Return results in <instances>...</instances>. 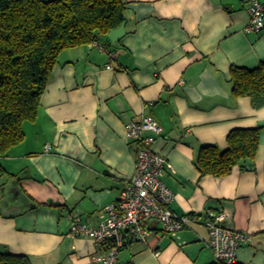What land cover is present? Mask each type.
<instances>
[{
  "label": "crops",
  "instance_id": "crops-1",
  "mask_svg": "<svg viewBox=\"0 0 264 264\" xmlns=\"http://www.w3.org/2000/svg\"><path fill=\"white\" fill-rule=\"evenodd\" d=\"M123 1L126 35L116 44L101 40L105 51H62L37 119L2 159L0 251L32 264H92L104 248L70 237L72 221L96 227L101 211L119 201L138 151L126 126L150 116L163 128L154 150L170 164L171 209L228 214L225 227L251 236L238 263L264 264V104L234 97L231 76L233 67L264 63V31H246V0ZM260 127L258 155L245 169L202 176L203 148L225 150L232 131ZM203 222L175 237L155 223L148 244L130 239L118 264H211Z\"/></svg>",
  "mask_w": 264,
  "mask_h": 264
},
{
  "label": "trees",
  "instance_id": "trees-1",
  "mask_svg": "<svg viewBox=\"0 0 264 264\" xmlns=\"http://www.w3.org/2000/svg\"><path fill=\"white\" fill-rule=\"evenodd\" d=\"M126 11L123 0H0V179L6 175L2 159L24 141V124L38 117L61 52L108 39L126 22ZM231 76L234 97L264 104V63L253 70L233 67ZM262 131L235 130L227 149L203 148L196 160L202 176L245 169L258 155ZM0 264L32 262L0 251Z\"/></svg>",
  "mask_w": 264,
  "mask_h": 264
},
{
  "label": "built area",
  "instance_id": "built-area-1",
  "mask_svg": "<svg viewBox=\"0 0 264 264\" xmlns=\"http://www.w3.org/2000/svg\"><path fill=\"white\" fill-rule=\"evenodd\" d=\"M246 1L250 16L246 31L262 33L264 4L261 0ZM91 47L107 50L106 45L100 42L91 44ZM162 133L163 128L150 116H143L139 123H128L126 139L138 143L134 175L125 179L119 201L101 211L98 226L91 227L80 218H74L70 237L90 238L103 246L104 252L93 258L92 264H118L120 253L130 239L143 245L148 244L153 224L158 223L166 234L175 237L192 225L200 224L203 217V225L209 231L208 247L213 252L215 261L237 264L238 253L251 241V236L225 227L228 214L206 212L201 217L179 215L171 209L175 195L164 182L165 170L170 164L154 150V144ZM51 150L50 145L45 149L46 153Z\"/></svg>",
  "mask_w": 264,
  "mask_h": 264
},
{
  "label": "water",
  "instance_id": "water-1",
  "mask_svg": "<svg viewBox=\"0 0 264 264\" xmlns=\"http://www.w3.org/2000/svg\"><path fill=\"white\" fill-rule=\"evenodd\" d=\"M126 35V23H124L120 28L113 30L108 35V39L116 44L122 40V38Z\"/></svg>",
  "mask_w": 264,
  "mask_h": 264
}]
</instances>
